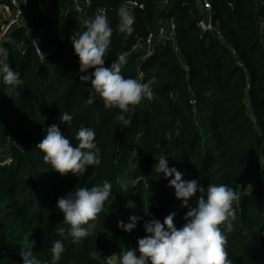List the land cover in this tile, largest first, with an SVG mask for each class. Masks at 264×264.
<instances>
[{"label":"trees","instance_id":"16d2710c","mask_svg":"<svg viewBox=\"0 0 264 264\" xmlns=\"http://www.w3.org/2000/svg\"><path fill=\"white\" fill-rule=\"evenodd\" d=\"M199 1L92 0L80 14L69 8V0H28L22 26L8 36L14 43L2 44L24 83L16 88L0 83V160H9L0 167V264H22L20 251L29 240L35 241L34 256L47 264L57 239L65 247L57 264H106L122 249L138 247L150 218L163 223L175 213L174 226L181 228L187 208L169 186L174 177L154 171L161 154L183 180L236 190L228 258L232 264H264V0H208L220 35L198 27ZM127 2L139 5L130 33L119 31V10ZM10 5L0 0V8ZM101 10L113 30L105 67L127 51L122 75L154 81L152 99L126 114L130 126L117 122L120 110L105 108L98 96L88 105L91 85L79 79L70 40L85 30L84 19ZM161 20L175 23V39L140 62L134 48ZM64 112L72 115L70 123L60 122ZM53 124L74 144L81 126L92 127L101 163L78 176L53 171L37 149ZM104 180L112 183V203L105 202L92 234L75 244L64 240L60 229L68 225L57 199ZM195 202L193 197L190 205ZM132 215L142 218L133 231L117 226Z\"/></svg>","mask_w":264,"mask_h":264},{"label":"clouds","instance_id":"9594fccd","mask_svg":"<svg viewBox=\"0 0 264 264\" xmlns=\"http://www.w3.org/2000/svg\"><path fill=\"white\" fill-rule=\"evenodd\" d=\"M125 22L119 31L130 33L127 11L122 9ZM85 30L78 36L71 37L74 54L79 58L80 81L90 83L92 92L86 103L92 105L97 96L103 101L105 108H117L119 113L115 120L124 126H130V118L126 114L134 112L135 106L144 99H152V83L141 79L125 77L122 67L127 64L129 53L123 51L105 67V54L111 43L112 28L107 17L97 13L94 17L83 20ZM6 42L14 43L11 37ZM9 50L0 45V83L16 88L23 85L21 74L14 71L9 64ZM90 69L94 71L89 72ZM210 95L211 92L205 93ZM73 117L68 112L60 114L63 124L70 123ZM95 130L81 126L75 135L74 144L61 128L53 124L45 129L42 141L37 149L43 153L44 161L53 171L64 176L83 174L90 165L101 163L100 149L95 142ZM154 171L165 179L174 177L169 186L175 189V196L181 207L187 208L184 225L177 229L173 220L175 213L167 215L163 223L155 218L144 222L146 235L137 241V248H124L119 256L108 257L106 264H232L226 250L227 235L233 231L236 219L234 202L238 200L234 188L226 184H210L202 187L198 179L183 180L182 173L176 168H169L168 157L161 154L154 165ZM112 183L104 180L101 184L90 188L80 187L57 199V209L63 214V223L67 229H60L64 240L75 244L88 238L96 227L95 221L104 209L107 201L112 203ZM197 193L199 195L197 196ZM196 197L195 205L190 201ZM145 216H150L144 210ZM141 217L132 215L125 223L118 221V227L125 232L133 231L141 221ZM35 241L26 242L20 251L22 264H45L37 259L32 251ZM51 257L47 264H57L65 251L64 243L57 239L51 247ZM139 253V256L137 255Z\"/></svg>","mask_w":264,"mask_h":264},{"label":"built area","instance_id":"2783aa9c","mask_svg":"<svg viewBox=\"0 0 264 264\" xmlns=\"http://www.w3.org/2000/svg\"><path fill=\"white\" fill-rule=\"evenodd\" d=\"M11 4L10 6H4L0 8V45L3 44L5 39L12 33L15 29L20 28L23 24V20L27 16L29 3L28 0H8ZM92 0H69V8L71 10L77 11L80 14L85 12V9L90 7ZM165 4H170V0H165ZM202 18L198 22V27L203 32H216L220 35V32L217 31L216 26L214 25V10L212 4L208 0L199 1ZM136 2H127L119 10V15L122 19V22H125L124 15L121 10L124 9L127 11L128 23L133 21V10L138 7ZM104 15L106 12L101 10ZM166 27H169L166 33ZM261 27L264 30V22H261ZM176 25L173 21L159 23L155 33H151L148 38L140 43L146 46V51L140 58V62H144L149 58H152L156 54V50L161 45H164L169 40L175 39ZM34 49L39 52V47L36 41H33ZM138 45V44H137ZM137 46L134 48L136 50ZM137 51V50H136ZM6 163H9V160L2 162L0 160V167H3Z\"/></svg>","mask_w":264,"mask_h":264},{"label":"rangeland","instance_id":"374dc122","mask_svg":"<svg viewBox=\"0 0 264 264\" xmlns=\"http://www.w3.org/2000/svg\"><path fill=\"white\" fill-rule=\"evenodd\" d=\"M161 21H163L164 23L167 22V21H164V20H161ZM161 21L159 23H161ZM159 23L156 25L155 30H157V26L159 25ZM168 29H169V27H166V29H165L166 33H167ZM136 50H137V53H140V54L143 55L144 51H146L147 49H146V46L144 44H138ZM138 76H139V78H142L143 77V73L140 72L138 74ZM1 158H3V157H1ZM2 162H4V161H2Z\"/></svg>","mask_w":264,"mask_h":264},{"label":"crops","instance_id":"0c3cea01","mask_svg":"<svg viewBox=\"0 0 264 264\" xmlns=\"http://www.w3.org/2000/svg\"><path fill=\"white\" fill-rule=\"evenodd\" d=\"M1 13V12H0Z\"/></svg>","mask_w":264,"mask_h":264}]
</instances>
